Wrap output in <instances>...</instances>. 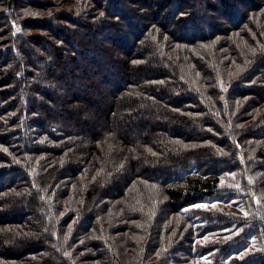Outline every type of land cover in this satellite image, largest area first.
I'll list each match as a JSON object with an SVG mask.
<instances>
[{"label":"trees","instance_id":"trees-1","mask_svg":"<svg viewBox=\"0 0 264 264\" xmlns=\"http://www.w3.org/2000/svg\"><path fill=\"white\" fill-rule=\"evenodd\" d=\"M0 264H264V0H0Z\"/></svg>","mask_w":264,"mask_h":264},{"label":"rangeland","instance_id":"rangeland-1","mask_svg":"<svg viewBox=\"0 0 264 264\" xmlns=\"http://www.w3.org/2000/svg\"><path fill=\"white\" fill-rule=\"evenodd\" d=\"M242 8V6H241ZM96 119H93V120H90L89 122H87L86 125H84L85 128H92V127H95V125L98 123H96ZM219 205L223 208H226V209H229V210H232V211H235V212H238V213H242V214H245V205L243 203V201H238V200H235V199H229V200H219V199H216V200H211V201H202L200 202L199 205H208V206H211V205ZM201 241H204L205 240V236H202L200 238Z\"/></svg>","mask_w":264,"mask_h":264},{"label":"snow or ice","instance_id":"snow-or-ice-1","mask_svg":"<svg viewBox=\"0 0 264 264\" xmlns=\"http://www.w3.org/2000/svg\"><path fill=\"white\" fill-rule=\"evenodd\" d=\"M222 183H223V181H222ZM196 207L197 208H205V209H207L209 206L208 205H196ZM211 207L213 209H216V205L215 204L211 205ZM245 215H247V213H245ZM228 238H230V237H226L225 239H228ZM207 239H208V237H205V240H207Z\"/></svg>","mask_w":264,"mask_h":264}]
</instances>
